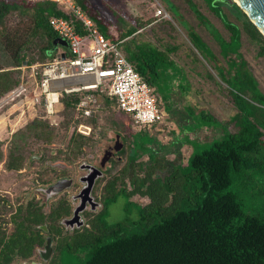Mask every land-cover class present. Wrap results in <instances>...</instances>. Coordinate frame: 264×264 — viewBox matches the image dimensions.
<instances>
[{
	"label": "trees",
	"instance_id": "16d2710c",
	"mask_svg": "<svg viewBox=\"0 0 264 264\" xmlns=\"http://www.w3.org/2000/svg\"><path fill=\"white\" fill-rule=\"evenodd\" d=\"M75 2L95 20L107 38L124 40L122 45L128 59L155 88L156 94L162 87L168 93L167 72L178 71L168 52L176 47L165 50L151 42L138 41L132 35L143 25L117 30L91 11L88 0ZM221 5L219 2V16L231 30L230 40L221 44L222 52L227 56L236 54L231 58V68L236 72L231 78L235 85L231 91L239 109L232 118L238 130L229 131L225 137L200 149L193 146L194 152L186 164L169 167L158 160L164 158L152 154L150 165L139 164V170L145 172L143 177L131 168L138 161L136 152L132 153L131 167H125L105 185L103 206L90 227L70 233L62 229L60 220L72 212L66 199L54 202L49 209L45 208L46 203L28 200L11 215V231L2 225L5 220L0 219V264L30 260L35 254L42 262L34 264H264V217L248 213L238 193L230 189L234 177L246 181L264 174V93L246 61L237 60L241 57L242 30L228 20ZM234 8L243 18L246 32L260 44L259 53L264 56L263 34L236 3ZM14 14L18 19L9 21ZM53 16L69 18L54 0H35L31 4L25 0H0V98L20 83L25 62L27 65L46 62L56 55L53 41L58 34L50 23ZM77 30L84 33L80 26ZM190 36L198 49L203 48L196 32ZM34 49L38 50V58L32 54ZM248 93V99L242 95ZM83 95V92H63L60 101L66 110H76ZM97 95L98 100L117 107L114 99ZM85 116L89 119L92 115ZM197 117L198 125L226 127L209 112L202 111ZM26 128L34 137L46 141L54 134L41 118L34 119ZM28 136L26 130L15 132L14 137L19 140L14 141L8 155L0 145V162L4 160L8 170L24 167L27 156L23 148ZM88 137L78 131L72 150L80 151ZM126 180L132 189L127 188ZM134 194L148 196L150 201L135 202L131 200ZM121 195L127 197V219L108 223L109 206ZM2 201L0 197V215ZM133 210L135 218L131 217ZM49 237L54 253L49 250L43 255Z\"/></svg>",
	"mask_w": 264,
	"mask_h": 264
},
{
	"label": "rangeland",
	"instance_id": "374dc122",
	"mask_svg": "<svg viewBox=\"0 0 264 264\" xmlns=\"http://www.w3.org/2000/svg\"><path fill=\"white\" fill-rule=\"evenodd\" d=\"M25 1L31 4L35 0ZM88 1L91 11L105 18V21L117 30L138 26V24L143 25L132 35L138 41L151 42L165 50L176 47L168 53L177 64L178 71H170L172 77H169L170 75L167 77L168 93H165L162 87L156 94L158 102L168 115L158 127H139L125 113L119 112L116 105L108 104L100 98L92 108V116L89 119L78 109L66 110L61 101L56 104V112L51 117L47 116L43 107H37V110L32 113L27 112L21 120L16 113L0 116V145L5 155L9 154L14 141L19 140L14 137L15 132L22 133L26 130L29 134L27 144L23 148L27 161L22 169L8 170L5 161L0 162V197L3 199L0 219L5 220L2 221V225L9 231L13 228L12 223L9 222L11 215L30 199L42 204L46 203L47 209L54 202L66 199L72 206V212L69 216L62 218L60 224L67 233L78 229L76 224L72 227L66 225L64 221L72 217L73 210L79 204L74 196L83 186L81 177L87 174L83 167L86 164L100 167L104 154L108 150H113L115 157L105 163L102 168L104 174L95 185L93 196L100 203V207L92 215H96L103 206L105 185L130 165L132 153L136 152L138 161L129 167L135 168L136 173L143 177L145 172L139 170V164L150 165L153 162L152 154L155 153L157 157L164 158L158 159L160 163L165 165L166 162L169 167L176 163H187L189 154L193 153L194 149L187 143L176 144L179 141L178 137L183 134L202 140L197 145L200 147L196 148L200 149L214 140L225 137L224 135H227L229 131L238 130L232 118L239 109L231 91L235 87L231 78L236 74L235 69L231 68V58H235L236 54L230 53L227 56L222 52L221 44L223 41L230 40L231 30L219 16L218 11L221 10L219 2H222V12L228 20L238 24L242 30L239 50L241 57L237 60L238 62L241 59L246 61L249 70L258 81L259 89L264 93V56L259 53L260 44L253 40L244 29L243 18L238 16L234 8V0ZM159 8H164L168 17L157 16L156 10ZM17 19L18 16L14 14L9 21ZM191 32H196L201 37L203 48L198 49L194 45L190 36ZM64 49L58 46L55 50L56 55L46 59V62L52 61ZM32 54L38 58V50L34 49ZM249 94L242 95L249 98ZM202 111L209 112L224 122L226 127H216V129H207L202 132L196 130L199 126L197 116ZM37 118L46 120L53 129L54 134L50 141L34 137L28 132L27 124ZM24 122L26 123L22 125ZM85 127H90V133L86 134L89 136L88 139L80 151L72 150V144L77 140L73 139L75 134L82 129L87 130ZM117 135H119L118 141L122 144L118 153L114 149ZM183 141H186V138ZM19 142L22 145V141ZM181 144V152L172 154L170 148L175 146L173 150H176ZM43 152L45 156L42 155ZM168 158L172 159L168 160ZM58 160H68L69 163L65 162L71 166L51 165ZM60 177H67L73 183L64 187L62 192L50 197L46 190ZM126 182L127 188L132 189L130 181L126 180ZM230 189L238 193L248 213L264 217V174L246 181L234 177ZM131 200L140 204H147L150 201L148 196L140 194H134ZM126 207L127 197L121 195L109 206L107 222L112 224L127 219ZM131 217H136L134 210ZM51 253L54 251L51 250ZM35 262H42L38 254L30 260H21L15 264H34Z\"/></svg>",
	"mask_w": 264,
	"mask_h": 264
},
{
	"label": "built area",
	"instance_id": "2783aa9c",
	"mask_svg": "<svg viewBox=\"0 0 264 264\" xmlns=\"http://www.w3.org/2000/svg\"><path fill=\"white\" fill-rule=\"evenodd\" d=\"M54 1L69 18L53 16L50 23L69 47L52 61L22 66L20 83L0 98V116L16 113L21 120L27 112L43 107L51 117L63 92H83L77 109L85 114H91L98 102L97 94H105L116 101L117 110L127 114L135 125H161L168 114L158 102L155 88L128 59L122 45L124 40L107 38L75 0ZM156 15L168 17L164 8L156 10ZM63 51L65 58L61 56ZM85 129L88 131L80 132L89 134L90 127Z\"/></svg>",
	"mask_w": 264,
	"mask_h": 264
},
{
	"label": "water",
	"instance_id": "95a60500",
	"mask_svg": "<svg viewBox=\"0 0 264 264\" xmlns=\"http://www.w3.org/2000/svg\"><path fill=\"white\" fill-rule=\"evenodd\" d=\"M234 2L246 13L248 18L256 25V27L259 29V31L264 36V0H234ZM54 49H56L58 46H62L65 49L69 47V44L67 40L61 37H57L54 41ZM62 58L66 57L65 51L61 53ZM26 64V62H25ZM121 147H117L116 151H118ZM43 157V156H41ZM107 161V158L104 157L101 162V166L97 167L93 164H87L83 168H88L90 170L89 174L84 175L81 177V181H86V185L83 187L81 192L75 197L76 199H81L78 206L74 209L73 216L71 218H67L64 222L66 225L74 226L75 224L78 226H81L84 224V221L81 216V211L86 207L87 202L94 203V199L91 195V191L94 187V184L96 182V179L98 177H101L103 175V167L105 166V163ZM52 165H64V166H71L67 164L64 160H58L56 162H52ZM68 185H71L73 182L71 179H68ZM66 187V186H65ZM54 192L61 191L64 187L61 184L60 181L55 183L50 187ZM47 248L51 245L52 240L51 238H48L47 242ZM50 250V249H49Z\"/></svg>",
	"mask_w": 264,
	"mask_h": 264
},
{
	"label": "flooded vegetation",
	"instance_id": "af4514ba",
	"mask_svg": "<svg viewBox=\"0 0 264 264\" xmlns=\"http://www.w3.org/2000/svg\"><path fill=\"white\" fill-rule=\"evenodd\" d=\"M118 139H119V135H117V140H116V143H115V147H114V149L116 150V148L117 147H121L122 148V144L118 141ZM120 148V149H121ZM119 149V150H120ZM119 150L118 151H116V153H118L119 152ZM104 157H106L107 158V161H110L111 159H113L114 157H115V154L113 153V150H108V151H106L105 152V154H104ZM106 161V162H107ZM102 162V161H101ZM52 165V164H51ZM87 165V164H86ZM68 167V166H67ZM70 167V166H69ZM85 170H86V172H87V174H89V172H90V170L88 169V168H85ZM86 174V175H87ZM103 174H104V171H103ZM102 177V176H101ZM100 177H98L97 179H96V182H95V184H94V187H93V189H92V191H91V195H92V197H93V199H94V203H95V205H93V203H91V202H87V205H86V207L83 209V211H81V216H82V219H83V221H84V224L83 225H81V226H76V227H78V228H82V227H90V222H91V220L93 219V218H95V216L96 215H92V213L93 212H95L96 211V209H98L99 207H100V203L98 202V201H96L95 200V198H94V196H93V193H94V188H95V185H96V183H97V181H98V179H99ZM69 178H67V177H60L58 180H56V182H54L53 184H51V185H49L48 186V189L46 190V193L47 194H50L51 196L50 197H52L54 194H57V193H60V192H62V190L61 191H58V192H54L50 187L52 186V185H54L55 183H57L58 181H60L61 182V184L63 185V187H65V186H70V185H68V180ZM73 183V182H72ZM86 181H83V186H82V188H81V190L83 189V187L86 185ZM44 189V188H43ZM81 190L78 192V194L81 192ZM43 192H44V190H43ZM45 193V192H44ZM78 194H76L75 196H74V199L75 200H78L79 201V203H80V198L79 199H76L75 197L78 195ZM78 206V205H77ZM76 206V207H77ZM73 213H74V210H73ZM72 216H73V214H72ZM89 221V222H88ZM75 226V225H74ZM74 226H72V227H74ZM50 238V237H49ZM48 241V240H47ZM48 244V243H47ZM47 244H46V247H45V249L42 251V254L43 255H46L47 253H48V251H49V249L51 250V245L50 246H48L49 247V249L47 248ZM51 252V251H50Z\"/></svg>",
	"mask_w": 264,
	"mask_h": 264
},
{
	"label": "crops",
	"instance_id": "0c3cea01",
	"mask_svg": "<svg viewBox=\"0 0 264 264\" xmlns=\"http://www.w3.org/2000/svg\"><path fill=\"white\" fill-rule=\"evenodd\" d=\"M170 75V76H169ZM167 76L169 77H172V73L170 71L167 72ZM127 115V114H126ZM128 116V115H127ZM129 117V116H128ZM154 127V126H152ZM158 127V126H157ZM151 128V127H150ZM212 128H215L214 126H207V125H199L198 128L196 130H199V131H206L207 129H212ZM179 138V141L176 143V144H179V143H187L189 144L190 146H192V149H193V146H197L199 144V141L202 142V140H197L196 138L192 137V136H189L188 134H183V136L181 137H178ZM186 138V141H183V139ZM182 144L179 148H177L176 150H173L175 148L171 147L170 148V151L172 152V154H175L176 155V152H181V148H182ZM175 145V144H174ZM179 150V151H178ZM170 152V153H171ZM191 152V151H190ZM169 154V153H168ZM191 154V153H190ZM189 154V156H190ZM169 160H171L172 158H168ZM178 164V163H176Z\"/></svg>",
	"mask_w": 264,
	"mask_h": 264
}]
</instances>
